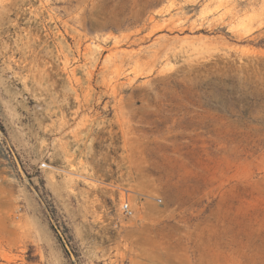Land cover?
<instances>
[{"label":"rangeland","instance_id":"1","mask_svg":"<svg viewBox=\"0 0 264 264\" xmlns=\"http://www.w3.org/2000/svg\"><path fill=\"white\" fill-rule=\"evenodd\" d=\"M175 248L264 264V0H0V264Z\"/></svg>","mask_w":264,"mask_h":264},{"label":"bare ground","instance_id":"2","mask_svg":"<svg viewBox=\"0 0 264 264\" xmlns=\"http://www.w3.org/2000/svg\"><path fill=\"white\" fill-rule=\"evenodd\" d=\"M213 236V235H212ZM142 238V237H140ZM174 238V237H173ZM143 239V238H142ZM145 241H150V242H153L151 240H148L146 238H144ZM176 241H179V239H174ZM144 242V241H143ZM181 242V241H180ZM210 242V241H209ZM177 243V242H176ZM164 245V244H163ZM168 245V243H167ZM171 246V245H170ZM154 247V246H153ZM165 248V247H164ZM163 248V249H164ZM153 249V248H152ZM177 249V251L175 253H170V252H162V251H156L154 253H149L147 255L144 256V254L142 255L143 258H148L150 263L151 264H206L205 260L204 262L199 260L198 261V258L195 256V255H190V254H187L186 253H183V252H180L178 250V248H175ZM155 250H158L157 248H155ZM174 250V249H173ZM182 250V249H181ZM175 251V250H174ZM204 258V257H203ZM159 259H162L161 262L158 261L157 263V260ZM209 261V260H208ZM215 262V261H214ZM146 264V263H144Z\"/></svg>","mask_w":264,"mask_h":264},{"label":"built area","instance_id":"3","mask_svg":"<svg viewBox=\"0 0 264 264\" xmlns=\"http://www.w3.org/2000/svg\"><path fill=\"white\" fill-rule=\"evenodd\" d=\"M124 212L126 215H132L133 214V211L131 210V208L129 207L128 204L124 205Z\"/></svg>","mask_w":264,"mask_h":264}]
</instances>
